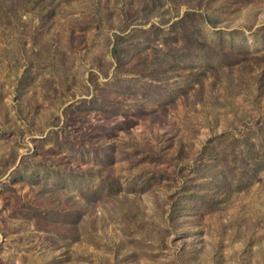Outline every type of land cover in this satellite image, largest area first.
Listing matches in <instances>:
<instances>
[{"label": "rangeland", "instance_id": "obj_1", "mask_svg": "<svg viewBox=\"0 0 264 264\" xmlns=\"http://www.w3.org/2000/svg\"><path fill=\"white\" fill-rule=\"evenodd\" d=\"M0 264H264V0H0Z\"/></svg>", "mask_w": 264, "mask_h": 264}]
</instances>
